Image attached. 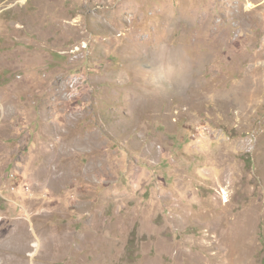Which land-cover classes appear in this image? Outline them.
<instances>
[{"label":"rangeland","instance_id":"obj_1","mask_svg":"<svg viewBox=\"0 0 264 264\" xmlns=\"http://www.w3.org/2000/svg\"><path fill=\"white\" fill-rule=\"evenodd\" d=\"M2 257L264 264V0H0Z\"/></svg>","mask_w":264,"mask_h":264},{"label":"clouds","instance_id":"obj_2","mask_svg":"<svg viewBox=\"0 0 264 264\" xmlns=\"http://www.w3.org/2000/svg\"><path fill=\"white\" fill-rule=\"evenodd\" d=\"M159 58L161 63L159 70L161 71L166 84L169 87L183 89L188 87L191 74V66L184 59H178L173 64L171 58L167 55L166 46H160Z\"/></svg>","mask_w":264,"mask_h":264},{"label":"bare ground","instance_id":"obj_3","mask_svg":"<svg viewBox=\"0 0 264 264\" xmlns=\"http://www.w3.org/2000/svg\"><path fill=\"white\" fill-rule=\"evenodd\" d=\"M224 200L225 201H227L226 200V198L224 197ZM242 231H243V229H242ZM236 232V234L234 235V237H235V240L237 241V240H240V239H242V237H243V235H244V231L243 232ZM27 236V235H26ZM217 236H213V238L212 237H210V238H208V239H214V238H216ZM38 238H39V236H38ZM27 240V239H26ZM42 240V239H41ZM45 241V240H44ZM223 242H225L224 240H222ZM18 243H21V245L22 246H27V244L26 245H23L24 243H23V236H20V237H18V241H17ZM38 242H39V240L38 241H35V245H36V247H39V251H40V245L42 244V243H40V245L38 244ZM215 242V241H214ZM44 244V243H43ZM20 245V246H21ZM45 246V245H44ZM21 249H22V247H21ZM23 249H24V247H23ZM26 249V248H25ZM218 249L219 250H221V246H218ZM38 251V250H37ZM218 253H220L219 251L218 252H216V256H219L218 255ZM2 254V253H1ZM6 262H10V263H13L14 261L12 260V259H9V258H1L0 259V264H5ZM17 262V261H16ZM19 263V262H18ZM147 264H155V263H150V262H148ZM218 264H232V261L231 260H229V259H226V258H220L219 260H218Z\"/></svg>","mask_w":264,"mask_h":264}]
</instances>
